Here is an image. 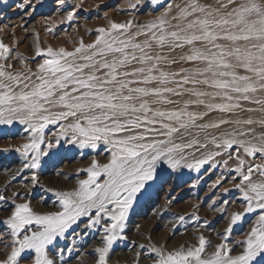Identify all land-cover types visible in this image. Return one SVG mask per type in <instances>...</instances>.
I'll return each mask as SVG.
<instances>
[{"label": "snow or ice", "instance_id": "snow-or-ice-1", "mask_svg": "<svg viewBox=\"0 0 264 264\" xmlns=\"http://www.w3.org/2000/svg\"><path fill=\"white\" fill-rule=\"evenodd\" d=\"M42 3L21 0L17 7L27 16ZM144 6L146 22L108 20L90 43L81 39L72 50L37 43L25 57L0 41V137L13 139L21 125L25 140L0 152L22 157L18 174L29 170L35 187V170L73 148L96 151L102 144L108 153L105 162L92 156L77 169L86 176L71 190L46 189L56 211L38 213L12 193L2 222L10 241L0 234L10 251L0 264H56L49 252L82 219L83 230L73 236L101 231L96 264H107L145 194L180 179L184 169L218 167L234 175H219L212 188L227 180L232 188L222 192L237 190L242 210L230 213L218 243L201 232L191 244L152 245V264H264V0H128L129 9ZM8 199L0 194V202ZM229 203L214 211L224 213ZM250 214L255 218L242 238L231 239Z\"/></svg>", "mask_w": 264, "mask_h": 264}, {"label": "rangeland", "instance_id": "rangeland-1", "mask_svg": "<svg viewBox=\"0 0 264 264\" xmlns=\"http://www.w3.org/2000/svg\"><path fill=\"white\" fill-rule=\"evenodd\" d=\"M132 2L134 3L135 0ZM20 3L21 0H7L6 6L0 5V28L4 29L0 31V41L10 45L14 54L19 53L25 57L34 55L37 43L41 48L51 46L64 47L68 50H72L81 39L85 43H90L95 38V30L106 26L108 20L124 22L134 18L136 23H144L151 18L150 6L132 10L128 8V0H43L35 13L27 16L17 7ZM77 4L80 8L74 18L71 21L66 20L68 11ZM161 10L158 7L152 8L154 13ZM36 59L39 61L41 58ZM15 127L17 135L13 139L0 137V149L14 148L25 142L23 126ZM55 128L56 126H49L51 130ZM107 154L102 144L96 151L91 149L81 151L73 148L66 155L57 156L36 169L39 183L32 187L29 170L18 174V169L22 166V157L14 151L0 152V194L9 198L7 202H0V234H5V240L10 241V237L6 235V226L2 222L10 215L13 192L19 193L22 197L16 200L17 203L27 200L38 213L56 211L58 205L53 206L56 197L53 192L46 189L71 190L77 178L83 179L86 176L83 172L77 175V169L87 167L92 156H96L100 162H105ZM207 167L206 165L205 168ZM221 174L226 175L229 180L234 175L220 167L211 172L202 170L200 174L184 169L180 179H170L168 183L158 184L152 188L130 213L123 233L126 239H118L114 242L108 254L107 264H137V262L152 264L154 256L150 252L152 245H166L171 249L181 243L191 244L195 242V236L201 232L213 244L218 243L216 234L223 233L230 213L234 210H242L240 193L237 190L233 189L230 193L223 194L224 187L232 188L227 180L222 186L212 188L213 182ZM198 175L200 179L204 178V182L191 187ZM65 176L68 179H65ZM224 200L230 202L227 210L224 213L215 212L214 208L219 207ZM233 200L236 203H231ZM181 216L184 217L183 221H179ZM195 217H199V220ZM254 218L255 216L250 214L242 224L235 227L230 238L241 239ZM205 221L207 226L201 228L200 225ZM85 222L86 220L82 219L79 225H74L67 233V239L58 240L54 250L49 252V257L53 258L56 264H96L98 254L95 249L103 246L102 232L88 230L86 235L73 236V231L83 230ZM141 245L143 248L140 247ZM8 251L10 249L0 243V260L4 259ZM61 252L63 262L60 259ZM137 253L140 255L137 256ZM21 264H27V261H22Z\"/></svg>", "mask_w": 264, "mask_h": 264}, {"label": "bare ground", "instance_id": "bare-ground-1", "mask_svg": "<svg viewBox=\"0 0 264 264\" xmlns=\"http://www.w3.org/2000/svg\"><path fill=\"white\" fill-rule=\"evenodd\" d=\"M204 176V175H203ZM206 178V177H205ZM196 181V180H195ZM204 182V178H201V179H199V182L197 183V185L198 184H201V183H203ZM207 190V189H206Z\"/></svg>", "mask_w": 264, "mask_h": 264}]
</instances>
